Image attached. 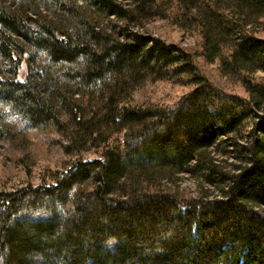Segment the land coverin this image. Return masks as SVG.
<instances>
[{"label":"trees","instance_id":"16d2710c","mask_svg":"<svg viewBox=\"0 0 264 264\" xmlns=\"http://www.w3.org/2000/svg\"><path fill=\"white\" fill-rule=\"evenodd\" d=\"M82 1L58 7L74 20L71 33L0 2L5 59L16 63L20 36L66 64L55 83L7 82L16 106L54 128L68 153L105 141L54 182L0 190V264H264V0ZM91 9L113 25L92 22ZM149 16L198 31L202 62L248 96L214 83L191 47L122 24ZM179 76L195 87L177 104L136 100L147 83ZM252 113L240 164L226 172L220 141ZM182 173L196 177L198 195L181 189ZM29 209L49 217L18 218Z\"/></svg>","mask_w":264,"mask_h":264},{"label":"rangeland","instance_id":"374dc122","mask_svg":"<svg viewBox=\"0 0 264 264\" xmlns=\"http://www.w3.org/2000/svg\"><path fill=\"white\" fill-rule=\"evenodd\" d=\"M125 5L134 3V0H120ZM3 5L11 6L19 10L21 13H33V16L46 23H54L60 29L75 32L77 27L72 24L71 16L61 12L60 5L62 3L74 4L76 6L83 5L82 0H0ZM29 11V12H25ZM89 19L94 22L98 17L99 22L104 24L111 23L109 20H104L91 9ZM74 21V20H73ZM76 23V22H75ZM119 23H121L119 21ZM123 24L130 32L140 31L148 32L153 37L162 36L170 42H175L184 47H191L198 54L197 60L201 61V68L204 72L220 86H224L226 90L237 93L240 96L247 97L245 89L242 87L239 80H230L223 77L217 71L216 64L203 63L201 53V34L194 29H180L178 26L168 23L164 18L160 17H144L135 22H125ZM113 25V23H111ZM259 35L264 37V32H259ZM17 48H13L14 59L13 64L8 59H5L0 54V190H14L26 187L28 185L37 186L43 182H54V177H60L62 172L74 162L81 154L87 160H92L98 157L103 151L105 141L103 138L96 143L88 144L87 149L74 150L66 152L62 145L55 140L58 138L54 132V128L36 127L32 120L16 106L13 102V97L9 94L6 83L10 81L24 82L26 79H31V82L40 80L51 83L58 82V78L62 79V73L66 70V64L55 62L45 52L43 48L31 44L26 38L17 36ZM14 66L16 70L14 71ZM259 76L264 74L258 73ZM193 83H186L183 76H179L177 81H172L169 78H163L155 83H147L143 89L138 90L135 98L138 102L155 101L168 105L177 104L183 96L194 89ZM254 113L243 123L239 131L232 138H222L220 141L219 150L224 154L227 160L222 161L221 165L226 172L235 171V168L240 164V149H243L250 141L251 128L254 125ZM108 132V131H107ZM107 134V133H106ZM108 137L107 135L104 136ZM122 137L112 135L108 141L114 143L116 139ZM54 139V140H53ZM107 141V142H108ZM81 151V152H80ZM227 152V153H226ZM78 153V154H77ZM179 184L187 195H198L200 185L196 177L190 173H182L179 176ZM214 190L213 186H210ZM217 195V192L213 194ZM212 196V197H213ZM61 209L66 211L71 207V202L67 200L61 204ZM258 213L264 217V211L257 209ZM49 216L42 211L34 209L24 210L18 216L24 220H40L46 219ZM118 242L112 238L106 246L111 251L117 248Z\"/></svg>","mask_w":264,"mask_h":264}]
</instances>
